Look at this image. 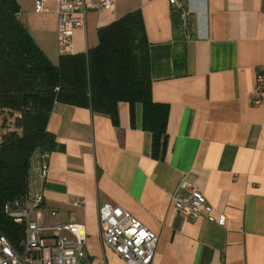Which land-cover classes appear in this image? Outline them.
<instances>
[{"label": "crops", "instance_id": "0c3cea01", "mask_svg": "<svg viewBox=\"0 0 264 264\" xmlns=\"http://www.w3.org/2000/svg\"><path fill=\"white\" fill-rule=\"evenodd\" d=\"M16 1L20 22L57 61V0H44L41 12L35 0ZM176 3L174 10L169 0H114L111 8L89 9L74 31L72 52H84L97 44L100 26L138 11L151 97L168 106L165 150L154 157L140 104L131 120L129 104L120 102L117 124L87 107L53 104L46 128L59 148L48 154L41 183L43 222L75 213L86 230L83 264H125L101 240L104 201L158 235L154 264H264V105L251 100L256 67L264 65V0ZM182 178L225 215L224 225L174 208ZM77 199L84 203L76 206Z\"/></svg>", "mask_w": 264, "mask_h": 264}, {"label": "trees", "instance_id": "16d2710c", "mask_svg": "<svg viewBox=\"0 0 264 264\" xmlns=\"http://www.w3.org/2000/svg\"><path fill=\"white\" fill-rule=\"evenodd\" d=\"M19 11L16 0H0V110L13 126L0 135V234L15 247L23 225L5 215L4 205L27 191L34 155L47 164L59 148L46 128L55 102L87 107L114 124L120 102L129 104L131 120L140 104L154 157L164 153L168 115V106L151 97L148 41L138 11L100 26L95 46L59 54L56 63L20 22Z\"/></svg>", "mask_w": 264, "mask_h": 264}, {"label": "built area", "instance_id": "2783aa9c", "mask_svg": "<svg viewBox=\"0 0 264 264\" xmlns=\"http://www.w3.org/2000/svg\"><path fill=\"white\" fill-rule=\"evenodd\" d=\"M114 0H57L56 46L59 54L72 53L73 34L85 25L89 9L111 8ZM177 9L176 0H169ZM44 0H35L34 10H43ZM183 15L181 28L185 30ZM185 38L189 33L184 31ZM252 103L264 105V65L256 67ZM47 164L41 163L38 153L28 175L27 191L4 205L5 215L23 225V237L17 246L0 234V264H83L86 257V230L74 212L65 220L50 224L43 222L42 181ZM174 208L189 218L203 217L224 225L225 215L216 214L198 187L181 179L171 195ZM83 199L75 201L81 206ZM54 215L55 211L50 210ZM98 228L102 242L113 250L125 264H154L158 235L145 227L129 211L104 201L98 208Z\"/></svg>", "mask_w": 264, "mask_h": 264}, {"label": "rangeland", "instance_id": "374dc122", "mask_svg": "<svg viewBox=\"0 0 264 264\" xmlns=\"http://www.w3.org/2000/svg\"><path fill=\"white\" fill-rule=\"evenodd\" d=\"M57 61H54L56 63ZM12 117L6 111L0 110V135L9 129H12Z\"/></svg>", "mask_w": 264, "mask_h": 264}]
</instances>
